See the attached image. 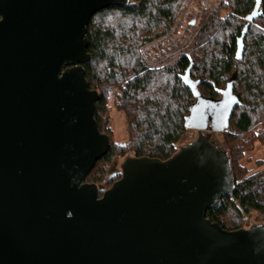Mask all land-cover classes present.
<instances>
[{
    "label": "water",
    "instance_id": "1",
    "mask_svg": "<svg viewBox=\"0 0 264 264\" xmlns=\"http://www.w3.org/2000/svg\"><path fill=\"white\" fill-rule=\"evenodd\" d=\"M132 3L0 0V264H264V225L226 231L207 217L235 178L202 123L171 158L128 157L106 190L86 181L111 146L85 78L87 26Z\"/></svg>",
    "mask_w": 264,
    "mask_h": 264
},
{
    "label": "trees",
    "instance_id": "2",
    "mask_svg": "<svg viewBox=\"0 0 264 264\" xmlns=\"http://www.w3.org/2000/svg\"><path fill=\"white\" fill-rule=\"evenodd\" d=\"M184 1L132 0L128 7H107L92 16L87 26V52L92 57L85 78L100 95L94 118L111 146L86 181L111 188L121 174L112 176L109 167L115 156L129 151L138 158H171L186 131L198 128L199 115L203 113L206 126L212 112V127L226 139L235 190L217 209H209L207 217L226 231H236L245 227L251 211L264 215V168L253 171L241 164L254 144H264V0L262 16L250 24L245 37L243 60L236 58L237 42L256 0L215 2L200 19L193 51L155 64L145 49L169 37ZM117 15L121 21H110ZM226 106L229 110L223 114ZM114 107L126 116V144L112 138L109 121Z\"/></svg>",
    "mask_w": 264,
    "mask_h": 264
},
{
    "label": "rangeland",
    "instance_id": "3",
    "mask_svg": "<svg viewBox=\"0 0 264 264\" xmlns=\"http://www.w3.org/2000/svg\"><path fill=\"white\" fill-rule=\"evenodd\" d=\"M182 9V14L179 16L176 24L173 26L169 37L161 41H156L145 49L147 58L151 61H154L155 64L157 61L162 59L163 61L171 62L172 59H177L180 54H190L193 51L192 45L195 31L198 28L200 19L205 12V10H203V0H185L182 4ZM121 18V16L117 15L111 18L110 21H121ZM192 21L195 22L194 25H191ZM117 92L118 90L116 89L114 94ZM113 100L114 98H112L110 101L111 104H113ZM233 102V98L229 99L228 107H230ZM109 126L113 132V141L117 142L118 144H126L128 142L129 133L126 116L121 110H118L115 107L112 109ZM197 137L198 131L196 129H188L178 142L177 151L181 146L188 144ZM212 139L218 145L227 150L228 147L224 133L217 131L213 135ZM128 157H134V153L129 151L124 156H115L114 160L117 161V165L112 163L109 167V172L112 170V168H114V170L117 172L116 175L119 173L122 174L121 165ZM262 162H264V144L258 142L246 152L244 158L241 160V164L243 166H246L249 170L253 171L262 170L264 168V165H260ZM97 185H102L105 189H108L103 184ZM246 218H248V224H246V227L253 225H264V215L257 211H251V213L247 215Z\"/></svg>",
    "mask_w": 264,
    "mask_h": 264
},
{
    "label": "flooded vegetation",
    "instance_id": "4",
    "mask_svg": "<svg viewBox=\"0 0 264 264\" xmlns=\"http://www.w3.org/2000/svg\"><path fill=\"white\" fill-rule=\"evenodd\" d=\"M204 112L205 113H209V110H204ZM210 120L211 121H209V125H206V126H204L203 127V130H204V132L205 133H213V135L217 132L216 130H213V129H211L212 128V126H214L215 125V123H214V121H213V119H215L214 118V114L212 113V112H210ZM199 118H200V123H203V113H201L200 115H199ZM192 129H196L197 131H198V128H192ZM220 132V131H219ZM114 162H117V161H115L114 160ZM113 162V163H114ZM116 171L114 170V168H112V170L110 171V174L112 175V176H115L116 175ZM98 186H100V187H102L104 190H106L105 188H104V186H102V185H98ZM102 193H103V191H101ZM246 224H248V221H246ZM245 227H246V225H245Z\"/></svg>",
    "mask_w": 264,
    "mask_h": 264
},
{
    "label": "built area",
    "instance_id": "5",
    "mask_svg": "<svg viewBox=\"0 0 264 264\" xmlns=\"http://www.w3.org/2000/svg\"><path fill=\"white\" fill-rule=\"evenodd\" d=\"M217 1L219 0H203V10L208 9L210 6H212Z\"/></svg>",
    "mask_w": 264,
    "mask_h": 264
}]
</instances>
